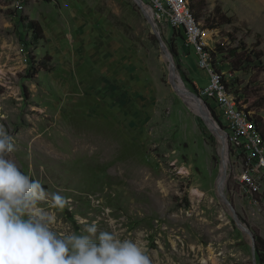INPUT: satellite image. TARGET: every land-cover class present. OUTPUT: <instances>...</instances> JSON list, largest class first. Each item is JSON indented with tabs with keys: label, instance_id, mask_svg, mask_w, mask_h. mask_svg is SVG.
<instances>
[{
	"label": "rangeland",
	"instance_id": "374dc122",
	"mask_svg": "<svg viewBox=\"0 0 264 264\" xmlns=\"http://www.w3.org/2000/svg\"><path fill=\"white\" fill-rule=\"evenodd\" d=\"M15 1L0 0V125L13 138L7 158L49 193L42 206L52 230L86 234L95 222L98 233L110 231L111 218L118 238L140 243L152 264H253L217 195L220 144L172 89L134 1L24 0L22 9ZM188 2L214 31L209 46L227 92L264 132V0ZM27 21L40 24L43 39ZM154 22L176 49L178 76L213 116L199 95L207 74L181 34ZM32 59H47L48 69L35 73ZM234 169L228 162L224 194L264 239V201H250ZM57 192L68 200L63 210L51 207Z\"/></svg>",
	"mask_w": 264,
	"mask_h": 264
},
{
	"label": "clouds",
	"instance_id": "9594fccd",
	"mask_svg": "<svg viewBox=\"0 0 264 264\" xmlns=\"http://www.w3.org/2000/svg\"><path fill=\"white\" fill-rule=\"evenodd\" d=\"M12 140L0 125V264H152L140 243L118 238L111 218L110 231L98 233L95 222L86 226V234L53 231L42 206L49 193L7 158ZM67 203L59 192L51 194V207L63 210Z\"/></svg>",
	"mask_w": 264,
	"mask_h": 264
},
{
	"label": "built area",
	"instance_id": "2783aa9c",
	"mask_svg": "<svg viewBox=\"0 0 264 264\" xmlns=\"http://www.w3.org/2000/svg\"><path fill=\"white\" fill-rule=\"evenodd\" d=\"M141 1L150 9L153 20L168 24L183 36L186 50L193 52L198 69L207 74L208 85L199 89V95L212 101L215 107L211 105V108L221 120L228 157H233L236 160L233 161L238 163L228 161L230 169L235 165L232 176L235 184L258 206L264 201V137L251 113L240 109L234 97L227 92L225 82L228 80L215 67L209 46L214 31L200 24L188 0ZM15 3L16 9H22L24 0H16ZM255 195L260 201L254 199Z\"/></svg>",
	"mask_w": 264,
	"mask_h": 264
},
{
	"label": "water",
	"instance_id": "95a60500",
	"mask_svg": "<svg viewBox=\"0 0 264 264\" xmlns=\"http://www.w3.org/2000/svg\"><path fill=\"white\" fill-rule=\"evenodd\" d=\"M133 1L140 9V12L149 24L150 32L156 38L160 50L162 52L163 58L168 64L169 82L172 89L182 99L184 104L189 107L200 119H202L211 134L216 138V140L220 144V160L222 168L216 185L217 195L219 197V201L223 209L228 213L235 226L246 237L251 248L252 263L258 264L256 259V237L252 230L240 220L233 203L224 194V186L226 184L228 175V147L225 133L223 129L217 124V121L214 120L213 116H211L207 109V106L201 100V98L195 93L188 90L180 79V77L178 76L173 56L164 44L163 39L147 7L143 4L141 0Z\"/></svg>",
	"mask_w": 264,
	"mask_h": 264
},
{
	"label": "trees",
	"instance_id": "16d2710c",
	"mask_svg": "<svg viewBox=\"0 0 264 264\" xmlns=\"http://www.w3.org/2000/svg\"><path fill=\"white\" fill-rule=\"evenodd\" d=\"M47 1V0H44ZM191 11L194 15H196L195 13V9L191 7ZM27 29L29 31H31L33 33V38L34 40H41L43 39V32L41 29V26L38 22L36 21H27ZM210 27V26H209ZM174 31V30H173ZM152 40L157 42L156 38L152 35L151 36ZM173 57L175 58L177 56V52L176 49L174 47H172L170 49ZM47 61V59H42L37 65H34V61L32 59V61H30V64H32V70L35 71V73L39 70H47L48 66L45 64V62ZM194 88V86H192ZM211 111L213 112V117L218 121V123L221 125V120L220 118L215 114L214 110L211 108ZM258 124V123H257ZM262 136L264 137V132H261ZM256 237V259L258 264H264V239L261 238L259 235L255 234Z\"/></svg>",
	"mask_w": 264,
	"mask_h": 264
},
{
	"label": "bare ground",
	"instance_id": "6f19581e",
	"mask_svg": "<svg viewBox=\"0 0 264 264\" xmlns=\"http://www.w3.org/2000/svg\"><path fill=\"white\" fill-rule=\"evenodd\" d=\"M147 9H148V11L150 12V9H149L148 7H147ZM150 14H151V13H150ZM209 34H210V33L208 32V33H207V36H209ZM191 102H192V101H191Z\"/></svg>",
	"mask_w": 264,
	"mask_h": 264
}]
</instances>
